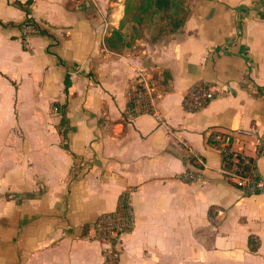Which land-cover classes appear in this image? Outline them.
Listing matches in <instances>:
<instances>
[{
    "label": "crops",
    "instance_id": "1",
    "mask_svg": "<svg viewBox=\"0 0 264 264\" xmlns=\"http://www.w3.org/2000/svg\"><path fill=\"white\" fill-rule=\"evenodd\" d=\"M189 7L178 31L152 41L145 28L115 52L104 36L124 0H0V264H102L90 225L121 195L135 223L118 264H264V193L226 182L208 141L224 133L264 169V0ZM26 20L42 32L24 46ZM138 69L166 125L127 115ZM197 80L217 96L188 112ZM180 142L205 159L202 183L177 178L188 168Z\"/></svg>",
    "mask_w": 264,
    "mask_h": 264
},
{
    "label": "built area",
    "instance_id": "2",
    "mask_svg": "<svg viewBox=\"0 0 264 264\" xmlns=\"http://www.w3.org/2000/svg\"><path fill=\"white\" fill-rule=\"evenodd\" d=\"M41 32L42 29L38 23L30 20L22 22L20 25L22 44L27 46L28 38ZM150 79V75L145 70H137L126 88V113L131 117L149 114L159 124L166 125L158 110L157 91ZM216 96L217 92L209 82L197 80L186 89L182 97V106L188 112L197 111ZM168 132L173 133L170 129ZM209 138L220 154L218 174L226 182L238 188L243 195L264 193V169L259 170L255 159L232 149L231 141L224 133H211ZM180 143L185 148L183 161L188 168L178 173L177 178L186 183H202L204 181L202 170L207 167L205 159L185 142ZM76 167H79L77 162L71 170H75ZM223 214L222 209L214 210L213 220H219ZM134 223V212L127 195L120 196L115 209L98 214L90 225V238L102 246V264H118L120 238L132 230Z\"/></svg>",
    "mask_w": 264,
    "mask_h": 264
},
{
    "label": "trees",
    "instance_id": "3",
    "mask_svg": "<svg viewBox=\"0 0 264 264\" xmlns=\"http://www.w3.org/2000/svg\"><path fill=\"white\" fill-rule=\"evenodd\" d=\"M189 1L124 0L123 17L118 27L112 28L104 36L105 47L115 52L130 49L137 39L143 37L145 28L152 41L178 31L190 12ZM62 122L64 123V120ZM208 141L212 140L208 138ZM250 246L251 249L255 248L251 244Z\"/></svg>",
    "mask_w": 264,
    "mask_h": 264
}]
</instances>
